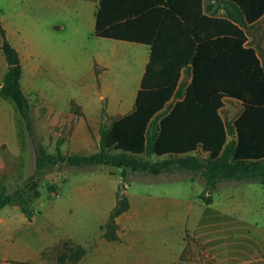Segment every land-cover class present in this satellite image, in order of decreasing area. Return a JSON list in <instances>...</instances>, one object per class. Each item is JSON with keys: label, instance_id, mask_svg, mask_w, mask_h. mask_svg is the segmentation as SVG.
<instances>
[{"label": "rangeland", "instance_id": "374dc122", "mask_svg": "<svg viewBox=\"0 0 264 264\" xmlns=\"http://www.w3.org/2000/svg\"><path fill=\"white\" fill-rule=\"evenodd\" d=\"M95 10L94 0H0V15L26 31L42 52L46 44H54L53 38L46 36L48 24L60 21L64 26L55 41L59 49L52 55L60 66L57 80H38L39 91L28 96L37 102L30 104L33 136L27 134L19 118L21 154L6 158L0 172V186L9 192L24 189V197L33 200L34 215L30 221L14 211L13 235L0 238V262L9 257L13 264H19L13 260L59 264L56 258L61 252L69 254L77 246L87 248L103 234L100 227L108 220L117 193L133 205L136 215L129 224L131 233L151 240L152 251L156 235L168 236L173 246L177 240L181 242L183 218L188 215L189 232L200 236L202 226L209 224L210 231L220 238L212 236L215 241L204 243L203 236H189L186 249L192 251L195 263L232 264L235 251L240 254V249L246 252L254 245L259 256H264V235L254 242L258 231H264V186L256 181H222L215 190L206 192L202 174L190 170L176 168L157 175L127 170L122 178L121 170L112 166L71 167L60 163L35 176L38 199H33L32 190L23 188L25 180L37 172L38 143L50 154H55L57 144L63 154L94 153L100 123L108 127L133 109L148 49L94 37ZM246 36L247 45L264 63V20L249 27ZM188 83L189 72L184 71L181 85ZM54 108L67 110V123L50 129L48 112ZM241 110L239 102L225 100L220 115L225 123L232 124ZM195 155L202 161L207 157L200 151ZM201 195L210 196L211 203H204ZM11 209L7 206L3 212ZM121 228L115 224L116 232ZM212 254H220L222 259Z\"/></svg>", "mask_w": 264, "mask_h": 264}, {"label": "trees", "instance_id": "16d2710c", "mask_svg": "<svg viewBox=\"0 0 264 264\" xmlns=\"http://www.w3.org/2000/svg\"><path fill=\"white\" fill-rule=\"evenodd\" d=\"M262 16L264 0H208L205 6L204 0H98L95 37L149 48L133 109L108 127L100 123L94 153L63 154L57 144L55 154H50L38 143L37 172L23 188L38 199L35 176L60 163L112 166L121 170L122 178L127 170L154 175L190 170L202 174L206 192L222 181H256L264 186V63L247 45L246 36ZM0 32L8 64L0 96L14 105L31 137V105L20 86L18 53ZM182 71L190 75L185 87ZM225 100L242 107L232 124L220 115ZM197 151L207 155L205 161L195 155ZM153 156L166 158L152 160ZM200 198L211 203L210 196ZM32 201L21 187L9 192L0 186V210L16 205L30 220ZM128 208L127 197L117 193L116 204L100 227L105 239H117L115 218ZM85 252L77 246L56 259L59 264L75 263Z\"/></svg>", "mask_w": 264, "mask_h": 264}, {"label": "crops", "instance_id": "0c3cea01", "mask_svg": "<svg viewBox=\"0 0 264 264\" xmlns=\"http://www.w3.org/2000/svg\"><path fill=\"white\" fill-rule=\"evenodd\" d=\"M94 2L96 4V10H95V15H96V11L98 8V0H94ZM207 2L208 0H204V6L206 5ZM218 13H220L218 15H221L222 10L220 9ZM95 19L93 22V35L95 28ZM261 20H264V16H262L257 22ZM63 27H64L63 23H61L60 21L58 22L54 21L48 24L47 26L48 31L46 32V36L52 37L54 40V44H46L44 46L45 51L43 50L42 52L37 46L38 43L34 42L32 38H29L28 34L25 33L26 31L24 32L23 29H20L17 26L13 25V22L11 20H8L7 17L0 15V30L3 31L6 40L18 53L20 66H21L20 86L22 91L28 98V100H29L28 96H31L34 92L39 91L37 84L38 80L42 79L48 82L57 80L56 73H58L59 71L58 67L60 68V66L57 65L58 61H56L52 55H56L55 50L59 49L56 46L55 41L56 39L59 38L58 34L60 33V30ZM100 39H104V38H100ZM107 40H111V39H107ZM111 41H115L117 43H129L120 40H111ZM2 42H3V37L0 32V83L8 69L6 56L2 49ZM129 44H134V43H129ZM147 49L149 55V48L147 47ZM147 62L148 59L144 65L143 71L141 72V78ZM183 72L184 71H182L181 73L180 82L182 79ZM189 81H190V75H189ZM29 102L33 106L37 104L36 101L29 100ZM48 113H49L50 129H52L54 125L57 124L62 125L67 123L66 109L63 108V109L55 110L54 108L53 110H50ZM116 113H120V111H116ZM81 121L78 122V128L82 127ZM99 127H98V131H99ZM59 136L60 134H58L57 137ZM20 154H21V147H20V133H19V117L14 108V105L9 100L0 96V172H2V170L6 166V158L7 159L18 158ZM128 202H129V208L115 218V224L117 225L120 224L122 227L121 228L122 231L116 232L117 239L109 241L105 239L102 234L96 240H94L92 244L88 245L87 248L83 247L86 250L85 254L77 262L75 263L69 262L70 264H197L192 259L191 256L192 251L187 252L188 249H186L189 243L188 241L189 236L192 235V237L195 239L200 236L202 238L203 236L205 237V239H203L204 243L206 242L211 243L215 241V239L212 238V236H215V234L210 231L209 224L202 226L203 230L200 236L189 232L187 230L188 215H186L183 218V226H182L183 232L181 235L182 237L181 242L177 240L176 245L173 246L172 244H169L170 239L168 238V236L156 235L155 236L156 242L154 245L155 251L154 250L152 251L151 240L146 239L142 235L133 234L129 229V224L136 214L133 215L134 209L129 199ZM6 207L7 206L3 207L0 210V238L5 234L13 235L14 211H20L21 214L23 215V218L25 220H28L20 210L19 206L16 205L11 206L12 207L11 210H6L5 212H3ZM33 219H34V215H32L30 221H33ZM260 234L264 235V231H258L257 236L254 239V242L257 240ZM214 238H218V240H220L218 236H215ZM202 253H204L203 250ZM207 254L209 255L208 252ZM216 254H212L211 257H216L218 260L219 259L221 260L222 258L220 257V254L218 255ZM224 254H226V251H224ZM237 254L238 252L236 253L235 251L234 252L235 262H233L232 264H264V256H259L258 249L255 248V245L250 246V250L246 252H243L242 249H240V254H238V256ZM1 260L2 262H0V264H13V263H9L10 262L9 260H11L9 257H4ZM13 261L15 263L18 262L19 264H37L35 262H38V261L30 262V261H18V260H13ZM202 264H218V263L207 262Z\"/></svg>", "mask_w": 264, "mask_h": 264}]
</instances>
